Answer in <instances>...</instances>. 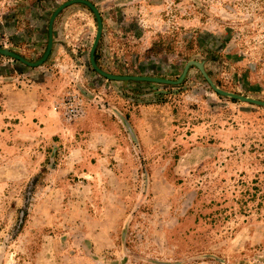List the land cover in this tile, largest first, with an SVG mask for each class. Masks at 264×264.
Returning a JSON list of instances; mask_svg holds the SVG:
<instances>
[{
  "label": "rangeland",
  "instance_id": "obj_1",
  "mask_svg": "<svg viewBox=\"0 0 264 264\" xmlns=\"http://www.w3.org/2000/svg\"><path fill=\"white\" fill-rule=\"evenodd\" d=\"M64 1L0 0V47L37 60ZM89 1L103 70L176 79L204 59L264 100V0ZM52 29L40 65L0 54V264H264V106L195 65L177 84L103 77L84 3Z\"/></svg>",
  "mask_w": 264,
  "mask_h": 264
},
{
  "label": "water",
  "instance_id": "obj_2",
  "mask_svg": "<svg viewBox=\"0 0 264 264\" xmlns=\"http://www.w3.org/2000/svg\"><path fill=\"white\" fill-rule=\"evenodd\" d=\"M75 2L86 4L94 13V16L96 19V31H95V35L93 37V41H92L90 49H89V63L91 65L92 69L94 71H96L98 74L102 75L103 77L110 79V80H123V81L124 80L125 81H127V80H143V81H154V82H160V83H175V84H177L183 80V78L185 77V75L187 73L189 66L195 65L200 70L201 74L206 79V81L208 82L210 87L216 93L223 95V96L233 98V99H237L239 101H244V102L254 103L257 105L264 106V100H260V99L250 97L247 95L235 93V92L228 91V90H225V89L218 87L213 82V80L209 77V75L207 74V72L205 70V66H204V59H201V60L191 59V60L187 61L183 67L182 72L180 73V75L176 79H169V78H165V77L152 76V75L116 74V73H111V72H107V71L103 70L96 63V61L94 59V51H95L96 45L99 41L101 31H102V19H101V15H100L97 7L89 0H66L54 9L52 14L50 15L49 22H48L47 44H46V47L44 49V52L42 53V55L37 60L29 61L26 58H24L22 55H20L19 53H16L15 51H12L11 49H9L7 47H0V54L3 56H6V57H11V58L17 59V60H19V61H21L27 65H30V66L40 65L47 58L48 54L50 53L51 47H52L53 36L55 35V32L52 29V24H53V20H54L56 14L65 6H67L71 3H75Z\"/></svg>",
  "mask_w": 264,
  "mask_h": 264
},
{
  "label": "built area",
  "instance_id": "obj_3",
  "mask_svg": "<svg viewBox=\"0 0 264 264\" xmlns=\"http://www.w3.org/2000/svg\"><path fill=\"white\" fill-rule=\"evenodd\" d=\"M63 115L66 120H72L81 115L83 107L74 96H67L66 101L63 102Z\"/></svg>",
  "mask_w": 264,
  "mask_h": 264
},
{
  "label": "trees",
  "instance_id": "obj_4",
  "mask_svg": "<svg viewBox=\"0 0 264 264\" xmlns=\"http://www.w3.org/2000/svg\"><path fill=\"white\" fill-rule=\"evenodd\" d=\"M94 59H95L96 63L98 64V62H97L96 48H95V51H94Z\"/></svg>",
  "mask_w": 264,
  "mask_h": 264
}]
</instances>
